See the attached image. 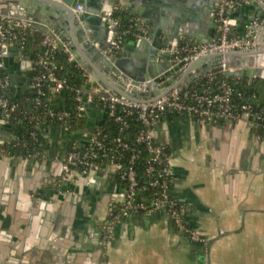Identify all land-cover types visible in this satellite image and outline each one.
<instances>
[{
	"label": "crops",
	"instance_id": "crops-1",
	"mask_svg": "<svg viewBox=\"0 0 264 264\" xmlns=\"http://www.w3.org/2000/svg\"><path fill=\"white\" fill-rule=\"evenodd\" d=\"M118 7L147 29L144 4ZM256 12L248 0L232 12L240 37L251 31ZM6 58L0 76L7 74L17 97L31 88L25 71L32 60L16 49ZM84 111L90 131L103 111L92 102ZM153 132L172 154L171 194L186 204L185 221L205 243L191 240L163 209L131 213L103 243L108 203L123 192L107 167L47 191L41 185L60 173L59 159L0 152V264H264V137L243 118L201 120L179 112L159 118ZM9 136L0 111V143Z\"/></svg>",
	"mask_w": 264,
	"mask_h": 264
},
{
	"label": "built area",
	"instance_id": "built-area-1",
	"mask_svg": "<svg viewBox=\"0 0 264 264\" xmlns=\"http://www.w3.org/2000/svg\"><path fill=\"white\" fill-rule=\"evenodd\" d=\"M242 1L245 0H218L215 5V19L218 22L217 36L203 42H197L190 38H182L173 47L171 59L174 61L184 60L187 63L207 53L248 50L255 46L257 44L255 40L256 32L250 31L245 37H240L238 33H233L234 30L236 31L235 26L237 21L232 12ZM73 9L75 12H78L82 9V5L76 4ZM110 19L115 29V42L109 51L114 53V50L121 49L123 45H121L117 34V20L113 16ZM136 19L139 21L138 34H140V32L146 29L141 25L140 19L138 17ZM252 24L257 25L259 22L254 19ZM27 27L32 26L23 19L0 14V56L10 53L14 42L19 39L20 29ZM43 42L50 47L57 45L54 40L46 35ZM63 48L66 49L65 47ZM43 64L46 67V72L35 76V84L39 86L38 92L41 91V80L47 75H53L52 68L50 67L52 63L49 65L43 62ZM211 73L213 72L205 74ZM121 82L129 91L156 90V92L154 95L136 99L121 92H113L108 87L94 82L95 86L82 89L83 94L79 97L76 108L78 113L84 111L86 102H92L93 98L97 97L104 103L108 102L111 105L119 104L123 108H134L137 111L143 126L138 130L136 139L143 142L144 147L148 151V158L144 168L145 182L143 184L139 183L137 170L134 166L138 154L137 150L118 136L115 138V141L121 145L122 149L129 148L132 151L125 167L122 166L119 160H114L117 157L113 153L110 154V162L100 166L93 160L96 152L94 155L88 150L81 152L73 144L74 146L70 150L63 152L59 158H54L59 159L61 162L60 186L66 182L73 181L76 177L103 167H107L110 173L115 170L119 171V176L126 181V185L121 186L123 192L122 198L117 200L119 202L117 213L107 216L100 224L101 241L103 243L113 235L116 223L128 217L131 213L136 211L146 213L159 209H163L172 219L174 225L186 232L190 239L205 243L206 238L186 224L184 218L187 211L186 204L182 202L177 203L176 199L172 197L170 191L172 154L167 149L165 143H159L155 140L153 125L159 119L161 113L174 111L209 119L243 118L253 127L259 120L264 118V109L252 110L249 103H242L240 113L235 115L232 112L231 106L232 87L224 81L220 82L215 90L208 86L201 90L187 89L182 87L184 84L169 87V84H163L164 80L155 81L153 78L133 82L130 77L123 76ZM6 87H9V79L7 74H4L0 76V111L4 119H9L16 110L17 105L3 92V89ZM67 114L68 111H63L60 112L59 116ZM116 118L121 119L120 116ZM85 138L87 142L94 144V147L104 146L103 137H100L99 131L93 128ZM77 165H80L79 169L73 167ZM148 187L155 188L152 195L147 193Z\"/></svg>",
	"mask_w": 264,
	"mask_h": 264
},
{
	"label": "water",
	"instance_id": "water-1",
	"mask_svg": "<svg viewBox=\"0 0 264 264\" xmlns=\"http://www.w3.org/2000/svg\"><path fill=\"white\" fill-rule=\"evenodd\" d=\"M217 1L0 0V14L27 21L57 45L65 47L99 85L139 99L154 95L156 90L129 91L121 82L123 76L130 77L133 82L147 78L164 80L163 84L169 87L185 84L207 72L264 79V64L257 60V56L264 53V0H248L256 6L253 20L259 22L250 27L257 34V44L251 49L215 51L187 63L171 59L173 47L182 38L203 42L217 36ZM134 2L145 5L142 19L147 29L132 43L123 45L119 54L111 53L109 49L115 42V29L110 19L114 7H128ZM76 4L82 5L78 12L73 9ZM6 57L0 56V60L5 63ZM207 57L212 58L211 62H206ZM25 61L23 59L24 65H30V61L29 64Z\"/></svg>",
	"mask_w": 264,
	"mask_h": 264
},
{
	"label": "trees",
	"instance_id": "trees-1",
	"mask_svg": "<svg viewBox=\"0 0 264 264\" xmlns=\"http://www.w3.org/2000/svg\"><path fill=\"white\" fill-rule=\"evenodd\" d=\"M112 16L117 20L116 29L121 45H125L138 35L139 21L135 13L122 7H115ZM233 33L237 34V31L234 30ZM44 37L41 31L33 27L20 29L19 39L12 47V49L21 50L32 60V64L25 71L31 88L17 97L11 94L9 87L3 89V92L16 103L17 107L12 116L6 119L10 128V136L0 143V152L13 156L51 160L59 158L63 152H67L75 144L81 152L88 150L93 155L96 152L93 160L100 166L108 164L110 154L113 153L117 157L114 160H119L125 167L132 151L129 148L122 149L121 145L115 141V138L119 136L137 150L134 166L139 183L143 184L148 151L143 142L136 139L138 130L143 126L137 111L134 108H123L119 104L104 103L94 97L92 103L95 107L102 108L103 114L95 122L93 129L99 131L100 137H103L104 146L94 147V144L87 142L86 138L78 136L85 133L88 135L89 130L85 111L78 113L76 105L83 94L82 89L95 86V83L90 79L88 72L71 57L66 49L59 45L55 47L46 45L43 42ZM120 51L121 49H118L113 52L119 54ZM43 62L49 65L52 63L50 67L53 75H47L41 80V91L38 92L39 86L35 84V76L46 72ZM222 81L229 83L232 87L231 106L235 115L240 113L242 103H249L252 110L264 109V79L259 77H235L213 72L198 76L182 87L201 90L208 86L215 90ZM63 111H68V114L59 116ZM169 112L174 111L163 112L159 118ZM117 116L121 119H117ZM192 116L201 120L208 119L197 115ZM253 129L260 137H264V118L259 120ZM167 149L169 150L168 147ZM73 167L79 169L80 165ZM60 176V173L51 176L41 185V189L47 191L57 189L60 186ZM111 178L120 186L126 185V181L120 178L118 170L111 173ZM154 190L155 188L148 187L147 193L152 195ZM176 202L181 203L177 199ZM118 207L117 200H110L106 217L117 213ZM186 224L188 225L187 222Z\"/></svg>",
	"mask_w": 264,
	"mask_h": 264
},
{
	"label": "bare ground",
	"instance_id": "bare-ground-1",
	"mask_svg": "<svg viewBox=\"0 0 264 264\" xmlns=\"http://www.w3.org/2000/svg\"><path fill=\"white\" fill-rule=\"evenodd\" d=\"M262 54H264V53H262ZM262 56H264V55H262ZM262 56H261V54H259L257 56V60H258L259 63L264 64V58Z\"/></svg>",
	"mask_w": 264,
	"mask_h": 264
}]
</instances>
